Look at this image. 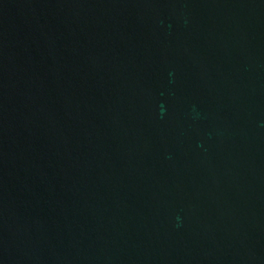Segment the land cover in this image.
<instances>
[{
	"label": "water",
	"instance_id": "95a60500",
	"mask_svg": "<svg viewBox=\"0 0 264 264\" xmlns=\"http://www.w3.org/2000/svg\"><path fill=\"white\" fill-rule=\"evenodd\" d=\"M0 264H264V0H0Z\"/></svg>",
	"mask_w": 264,
	"mask_h": 264
}]
</instances>
